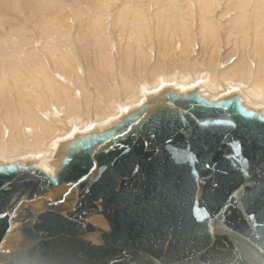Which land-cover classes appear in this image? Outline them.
<instances>
[{
    "label": "water",
    "instance_id": "obj_1",
    "mask_svg": "<svg viewBox=\"0 0 264 264\" xmlns=\"http://www.w3.org/2000/svg\"><path fill=\"white\" fill-rule=\"evenodd\" d=\"M0 166V264H264V119L171 89Z\"/></svg>",
    "mask_w": 264,
    "mask_h": 264
},
{
    "label": "bare ground",
    "instance_id": "obj_2",
    "mask_svg": "<svg viewBox=\"0 0 264 264\" xmlns=\"http://www.w3.org/2000/svg\"><path fill=\"white\" fill-rule=\"evenodd\" d=\"M168 89L264 119V0H0V166L54 175Z\"/></svg>",
    "mask_w": 264,
    "mask_h": 264
},
{
    "label": "rangeland",
    "instance_id": "obj_3",
    "mask_svg": "<svg viewBox=\"0 0 264 264\" xmlns=\"http://www.w3.org/2000/svg\"><path fill=\"white\" fill-rule=\"evenodd\" d=\"M37 4H39V3H36V8H37ZM84 4H85V2L82 3V5H84ZM37 9H38V8H37ZM38 11L42 13V11H40V9H38ZM87 15H88V14L85 13V14L82 15V17H85V16H87ZM57 24H58V20L56 21V25H57ZM69 24H71V26H72V30H73V29H74V24H72V23H69ZM49 150L51 151V149H49ZM4 152H5V151H4Z\"/></svg>",
    "mask_w": 264,
    "mask_h": 264
}]
</instances>
